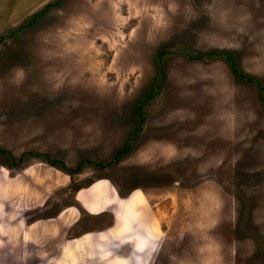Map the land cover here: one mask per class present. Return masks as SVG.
I'll use <instances>...</instances> for the list:
<instances>
[{
    "label": "rangeland",
    "instance_id": "rangeland-1",
    "mask_svg": "<svg viewBox=\"0 0 264 264\" xmlns=\"http://www.w3.org/2000/svg\"><path fill=\"white\" fill-rule=\"evenodd\" d=\"M0 264H264V0H0Z\"/></svg>",
    "mask_w": 264,
    "mask_h": 264
},
{
    "label": "crops",
    "instance_id": "crops-1",
    "mask_svg": "<svg viewBox=\"0 0 264 264\" xmlns=\"http://www.w3.org/2000/svg\"><path fill=\"white\" fill-rule=\"evenodd\" d=\"M91 186V185H90ZM89 185H84V186H80V187H78L76 190H75V192H74V198L75 199H78V191L82 188V187H86V188H89L90 187ZM79 200V199H78ZM66 205H71V206H74V207H76L77 208V204L74 202V201H70V202H68ZM110 209V207L109 206H106V207H104V209L103 210H101V211H99V212H96V213H94V214H100V213H103V212H106V211H108ZM77 213H78V210H77ZM78 215H79V213L75 216V218H74V221L78 218ZM54 219H56V217H54ZM48 220H50V219H48ZM114 222V220L110 223V224H112ZM110 224H108V225H105V224H103V225H98V228H94L93 230L94 231H97V232H100L101 230H104V229H106ZM129 245H131V243H128ZM132 246V245H131ZM132 247H131V249H130V251L129 252H132ZM152 255V254H151ZM144 257V262L146 263V260L148 259V256H147V252L145 251L143 254H142V258Z\"/></svg>",
    "mask_w": 264,
    "mask_h": 264
},
{
    "label": "trees",
    "instance_id": "trees-1",
    "mask_svg": "<svg viewBox=\"0 0 264 264\" xmlns=\"http://www.w3.org/2000/svg\"><path fill=\"white\" fill-rule=\"evenodd\" d=\"M231 65H232V70H233V72L235 73V74H238L239 72H238V70H237V68H236V64L233 62V61H231ZM122 150H124V148H121L120 149V151L122 152ZM120 153V152H119Z\"/></svg>",
    "mask_w": 264,
    "mask_h": 264
}]
</instances>
